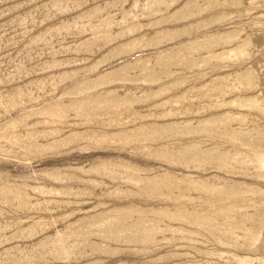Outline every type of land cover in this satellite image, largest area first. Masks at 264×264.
Masks as SVG:
<instances>
[{
    "label": "rangeland",
    "instance_id": "obj_1",
    "mask_svg": "<svg viewBox=\"0 0 264 264\" xmlns=\"http://www.w3.org/2000/svg\"><path fill=\"white\" fill-rule=\"evenodd\" d=\"M0 264H264V0H0Z\"/></svg>",
    "mask_w": 264,
    "mask_h": 264
}]
</instances>
